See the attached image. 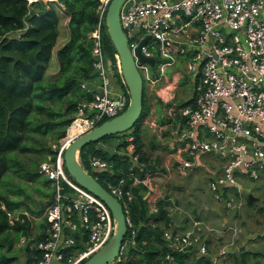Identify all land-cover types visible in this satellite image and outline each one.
Wrapping results in <instances>:
<instances>
[{"label": "built area", "instance_id": "1", "mask_svg": "<svg viewBox=\"0 0 264 264\" xmlns=\"http://www.w3.org/2000/svg\"><path fill=\"white\" fill-rule=\"evenodd\" d=\"M108 1L101 0L99 21L90 32L92 66L98 77L92 81L95 90L90 99L77 103L53 158L42 160L38 166L53 188L43 211L48 223L46 235L39 240L33 235H20L17 240L21 247L32 244L38 250L33 264H81L108 241L115 229L110 208L68 174L63 160L64 148L71 139L119 114L129 102L127 87L123 89L115 76L117 72L125 84L117 53L112 61L103 51L101 18ZM126 1L121 4L119 20L142 82L144 78L146 85L155 83L164 74L168 59L186 55L183 62L190 74L191 96L186 103L168 107V114L177 116L175 122L158 127L159 137H164L168 128L186 151L185 157L175 163L176 171L188 174L202 153L220 156L221 172L209 180V188L224 206L239 207L241 200L228 198L227 188L236 187L240 193L243 187L237 175L255 179L264 168V0H129L127 8H123ZM146 35L149 38L140 49L144 55L155 56L154 71L149 63L137 61L134 50ZM149 40L156 45V51L148 47ZM81 85L87 91L92 88L87 81ZM74 122L78 130L66 138ZM118 134L122 137L111 151L131 160V183L126 186L124 177L105 179V188L121 203L130 233L126 232L119 251L105 264H130L126 262V251L135 244L137 231L130 215L134 187L144 192L150 211L157 209L151 169H145L142 176L132 169L145 167L134 133ZM81 164L88 172V168L113 170L112 162L99 154L88 156L87 167ZM158 195L163 197L162 192ZM0 206L9 224L25 220L26 212ZM203 224L200 219H192L188 227L165 230L168 249L155 264H182L178 255L193 249L199 257L206 255V232L211 227L206 224L202 230Z\"/></svg>", "mask_w": 264, "mask_h": 264}, {"label": "trees", "instance_id": "2", "mask_svg": "<svg viewBox=\"0 0 264 264\" xmlns=\"http://www.w3.org/2000/svg\"><path fill=\"white\" fill-rule=\"evenodd\" d=\"M100 4L101 0H0V184L4 183V175L13 166L7 153L28 148L23 141L29 133L37 107L45 110L53 121L45 120L34 128L45 132L55 124H62L63 128L59 131L62 136L75 115L77 103L92 97L95 90L92 81L97 74L92 66L90 32L99 21ZM105 12L106 8L101 18L103 51L114 61L116 49L106 31ZM53 54L56 55V64L48 70ZM115 76L117 83L126 89L117 72ZM84 81L92 87L89 91L82 87L81 83ZM44 99L65 101L66 105L63 110L56 109L46 106L41 101ZM186 102L187 100L182 104ZM146 113L142 94L141 113L133 127L126 130L134 133L137 150L142 119ZM117 134L90 141L80 149V160L84 165L91 154H99L112 162V171H89L97 176L104 187L105 179L116 181L119 177H124L126 186L131 183L128 172L132 162L129 157L96 145ZM139 157L145 162L142 153ZM132 169L142 176L145 169L150 167L145 164L144 168L134 166ZM26 171L29 180L41 174L35 169ZM134 191L130 215L137 231L135 244L126 251V262L155 264L159 256L168 249L163 237V227L168 224L167 205L170 194L158 199L157 209L153 212L149 210L147 199L139 186H135ZM1 204L6 209L13 210L20 202L0 193ZM47 224L45 219L39 221L35 240L44 238ZM31 228L26 216L23 222L17 220L14 224H9L6 211L0 206V264H17L15 256H7L4 251L14 248L17 236L30 235ZM129 233L130 230L127 235ZM28 245L25 246V264H33L38 250L35 247L29 248Z\"/></svg>", "mask_w": 264, "mask_h": 264}, {"label": "rangeland", "instance_id": "3", "mask_svg": "<svg viewBox=\"0 0 264 264\" xmlns=\"http://www.w3.org/2000/svg\"><path fill=\"white\" fill-rule=\"evenodd\" d=\"M128 3L129 0L123 4V8H127ZM136 37V35L133 36V38ZM148 47L153 52L156 51V45L152 43V40L148 41ZM185 57L186 55H178L179 63L177 66L181 67L184 78L178 87L172 88L170 91L169 100L172 104L173 102L181 104L190 97L189 93L192 87L189 80L190 74L182 64ZM54 64H56L55 54L51 57L48 70ZM170 70L171 68L165 69V73L168 74ZM96 79L98 80V77ZM169 81L173 82L172 80ZM145 92L146 84L143 78L144 107L146 103ZM41 101L46 106L56 109L61 108L62 110L66 105L65 101H52L49 99ZM168 106L167 104L165 108L167 109ZM34 113L30 123L31 127L28 130L29 133L23 141V144L28 148L7 153V156L12 159L11 164L13 163V166L3 177L4 183L0 184V193L19 201L20 204L15 208L26 210L27 216H35H31L30 220L33 228L37 229L41 218H38L39 215L36 214H39L45 204L51 200L53 188L46 183V177L43 174L29 180L26 176V169L38 171L39 163L42 160L52 158L61 137L64 135L60 136L59 134V131L63 128L62 124H55L45 132L35 129L34 127L37 124L45 120L52 122L53 118H49L45 110L38 107ZM166 113L168 114L167 111ZM146 115L147 113L142 119L137 144L139 145V154L142 153L145 158L143 163L151 169L149 173L152 175L155 191L153 196L155 195V199L158 201V199L165 198L172 192L167 205L169 212L168 224L163 225V230H170L174 224L186 225L192 219H200L204 222L202 230H204L206 224L211 227L208 230L210 232L207 240L208 250L214 249L209 244L216 241L218 244L216 250H219L217 256L221 257V264H264V168L261 170L259 177L255 179L245 174L237 175L238 181L243 187L240 194L237 195L236 187L227 188L229 191L226 192L228 198L234 197L235 201L241 200L242 204L239 207H226L214 198L208 184L214 169H217L218 173L221 172L222 168L219 170L218 167L222 158L212 152H205L196 159V165L188 174H179L175 168V161L179 157H174L172 153L177 148L175 146L169 147V144L164 143L156 145L154 141L159 138V123L175 122L177 116L168 114L163 119L159 112L155 122L156 126H151L147 122ZM120 137L122 136L119 134L117 137L109 136L96 143V145L110 150L111 146L114 147ZM164 137L165 142L171 140L168 128L164 130ZM84 166L87 167V165ZM88 170L92 171L90 168ZM158 192H162L163 197L158 195ZM250 195L253 198L249 200ZM223 218L226 221H223ZM17 240L18 236L14 239V248L4 252L7 256H15L17 264H23L26 253L19 246Z\"/></svg>", "mask_w": 264, "mask_h": 264}, {"label": "water", "instance_id": "4", "mask_svg": "<svg viewBox=\"0 0 264 264\" xmlns=\"http://www.w3.org/2000/svg\"><path fill=\"white\" fill-rule=\"evenodd\" d=\"M124 0H109L105 12L106 31L116 49L120 60L121 72L129 93V102L126 108L119 114L105 119L93 128L71 139L63 151L64 166L73 179L102 199L110 208L115 221V229L108 241L96 252L85 259L81 264H105L119 251L124 236L127 232V224L119 200L112 195L92 174L84 169L80 161V149L90 141L105 135L120 133L133 127L142 110L143 82L124 33L119 11ZM149 35L142 38L135 47L138 62H147L151 69L155 70V56L144 55L141 52ZM251 197V195L249 196Z\"/></svg>", "mask_w": 264, "mask_h": 264}, {"label": "crops", "instance_id": "5", "mask_svg": "<svg viewBox=\"0 0 264 264\" xmlns=\"http://www.w3.org/2000/svg\"><path fill=\"white\" fill-rule=\"evenodd\" d=\"M168 61H169V63H167V65H166L167 67L165 69L171 68L170 72L167 74V73H165V70H164V74L159 79H157L155 83L146 85V92H145V94H146L145 102L146 103H145V108L147 109V115L146 116H147V119H148V120L147 119L146 120H147L148 124L151 125V126H155V124H156L155 122H156V119L158 117V113L159 112H160L161 118L165 119L167 117V115H168L166 113V111L168 112V107L173 105V104H177L175 102H173V104H172V102H170V100H169L170 99L169 95H171L170 91H171L172 88L174 89L175 87H178L179 84L182 83L183 78H184V76H183L184 74L181 73V72H183V71H181V67L179 68L177 66L178 63H179L178 56H175L173 59H168ZM182 64L184 66L183 60H182ZM184 71H185V69H184ZM169 80H172L173 82H171ZM191 90H192V87H191ZM190 93H191V91H190ZM190 93H189V95L191 96ZM180 102H182V101H180ZM143 104H144V100H143ZM167 104L169 106L166 109L165 106ZM159 124H160V126L161 125H166L165 123L164 124L163 123L162 124L159 123ZM168 131H169V129H168ZM169 134H170V138H171V140L169 142H165L164 141L165 137H159L160 139L158 138V139H155L154 141H155L156 145H158L160 143H164L166 145L169 144V147L175 146L177 149H174L172 153H173L174 157H179V159L177 161H175V163H176V162H178L179 160H181V159H183L185 157L186 151H185V149L182 146H180V144L178 142L175 141L172 132H169ZM169 152H171V150H169ZM201 155H203V153L200 154L199 156H201ZM171 156H172V154H171ZM222 163H223V160H221V162L219 163L220 164V166L218 167L219 170L222 167ZM216 175H218V172H217V169H214V171L211 173L210 179L213 178ZM47 180L48 179L46 178V181ZM47 183L49 184V186L51 185L49 180L47 181ZM229 188H231V187H229ZM227 191H229V190H227ZM170 194H172V192ZM238 194H240V193H237V195ZM169 198H171V197H169ZM251 198H253L252 195H251V197H249V200ZM44 207L41 209V212L39 214H36L37 216L39 215L38 218L44 219V217H43ZM18 209L19 208H14L13 211H24V212H26V210H18ZM31 216L35 217L33 215L27 216V212H26V217L29 220H30ZM223 221H226V219L223 218ZM30 223H31V227H32L30 235L34 236L37 233V229L33 228V224H32L31 220H30ZM189 224H186V225L174 224V225H172L171 228L183 229L185 227H188ZM177 226H181V227H177ZM209 233H210L209 231L206 232L207 240L209 238L208 237ZM209 245H211V247H214V249L213 250H208L206 255L199 257V256H197L196 252L193 249V250L187 251V252H185L183 254H179L178 255L179 261L182 264H221L222 263L221 262L222 261L221 257L217 256L218 255L217 253L219 252V250H216V245H218L217 242L216 241L215 242H211ZM28 246H29V248H32V244H29ZM22 250L26 253L25 247H22ZM23 264H25V261H24Z\"/></svg>", "mask_w": 264, "mask_h": 264}, {"label": "bare ground", "instance_id": "6", "mask_svg": "<svg viewBox=\"0 0 264 264\" xmlns=\"http://www.w3.org/2000/svg\"><path fill=\"white\" fill-rule=\"evenodd\" d=\"M76 121H79V120H76ZM77 130H78V124L77 122H74L71 126H69L68 134L66 138H70Z\"/></svg>", "mask_w": 264, "mask_h": 264}]
</instances>
